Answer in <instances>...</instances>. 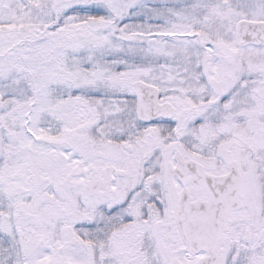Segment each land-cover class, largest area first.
<instances>
[{
    "label": "snow or ice",
    "instance_id": "1",
    "mask_svg": "<svg viewBox=\"0 0 264 264\" xmlns=\"http://www.w3.org/2000/svg\"><path fill=\"white\" fill-rule=\"evenodd\" d=\"M0 264H264V0H0Z\"/></svg>",
    "mask_w": 264,
    "mask_h": 264
}]
</instances>
